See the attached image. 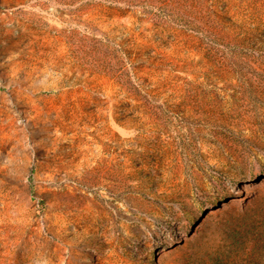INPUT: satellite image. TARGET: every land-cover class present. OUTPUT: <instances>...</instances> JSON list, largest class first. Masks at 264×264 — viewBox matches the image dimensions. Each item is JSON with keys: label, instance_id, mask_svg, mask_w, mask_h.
I'll return each instance as SVG.
<instances>
[{"label": "rangeland", "instance_id": "374dc122", "mask_svg": "<svg viewBox=\"0 0 264 264\" xmlns=\"http://www.w3.org/2000/svg\"><path fill=\"white\" fill-rule=\"evenodd\" d=\"M0 264H264V0H0Z\"/></svg>", "mask_w": 264, "mask_h": 264}, {"label": "bare ground", "instance_id": "6f19581e", "mask_svg": "<svg viewBox=\"0 0 264 264\" xmlns=\"http://www.w3.org/2000/svg\"><path fill=\"white\" fill-rule=\"evenodd\" d=\"M252 188H253L252 180H249V181H247V182L244 184L243 191H244V192H248V191L251 190Z\"/></svg>", "mask_w": 264, "mask_h": 264}]
</instances>
